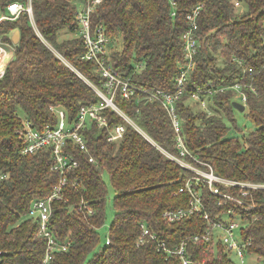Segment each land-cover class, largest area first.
<instances>
[{"label":"trees","instance_id":"16d2710c","mask_svg":"<svg viewBox=\"0 0 264 264\" xmlns=\"http://www.w3.org/2000/svg\"><path fill=\"white\" fill-rule=\"evenodd\" d=\"M12 1L18 0H0L2 14ZM32 6L35 24L26 11L0 21L5 41L12 42L10 31L20 30L14 57L0 78V174H4L0 178V264H40L47 241L39 235L29 208L33 200L47 196L59 179V171L51 169L50 149L21 152L23 124L29 120L39 128L56 126L58 109L71 122L82 105L102 100L91 83L104 90L105 77L94 61L84 58L86 47L76 35L73 0H32ZM197 6L196 67L177 102L180 133L216 173L264 183V0H104L92 22L106 26L110 64L116 71L141 88L173 89L176 75L187 63L183 38L190 25L187 14ZM235 81L245 84V109L254 122L242 137L230 134L228 125V120L237 123L234 110L239 109L233 105L235 91L230 87ZM209 84L226 86L211 97V111L192 97L193 91ZM144 95L137 91L126 97L118 92L115 102L157 144L129 123L118 144L109 142L96 124L83 129L96 162L70 142L68 149L79 159V166L68 175L78 179L79 187L69 185V202H55L50 221L56 237L70 243L57 250L49 264H182L178 254L161 251L154 242L138 245L141 223L171 248L185 240L186 254L200 264H239L216 232L210 240L201 237L208 226L203 214L164 222L165 209L188 205L189 195L178 189L191 171L159 147L177 153L179 133L161 100L138 99ZM105 111L112 122H125L111 107ZM104 171L116 191L115 214L107 232L110 243L100 234L107 214ZM202 192L212 219L226 220L228 205H217V196L208 187ZM253 197L259 205L249 211L247 227H240L251 238L246 254L264 257V188L254 189ZM82 199L95 210L87 217L72 210V204ZM195 234L200 235L197 240Z\"/></svg>","mask_w":264,"mask_h":264},{"label":"built area","instance_id":"2783aa9c","mask_svg":"<svg viewBox=\"0 0 264 264\" xmlns=\"http://www.w3.org/2000/svg\"><path fill=\"white\" fill-rule=\"evenodd\" d=\"M104 0H73L75 10V28L76 35L83 39L86 47L84 58L94 61L96 68L105 77L103 82L104 90L91 83L101 96L99 103L84 104L80 107L77 116L71 121L65 116L63 109H58L59 123L56 126L47 125L39 128L32 121H25L20 130L21 152L33 154L42 149H50L53 163L51 169L59 171V179L50 189L47 196L37 198L31 202L29 215L37 221L38 233L47 241V247L40 264H49L54 253L57 250H65L69 246V239L59 240L51 229V218L53 215V206L55 202H69L68 188L72 185L79 187L78 179H70L69 171L79 166V159L69 151L70 142L77 145L82 151L88 154L89 161L96 162L95 155L91 152V147L87 141V135L83 129L89 130L92 125L106 132L107 140L118 144L124 137L127 123L136 127L147 139L157 144L138 124L115 102L118 92L129 97L137 91L145 95L138 99L161 100L166 106L171 117L175 130L179 133L177 137V153H172L159 146L171 159L191 171V175L179 187L178 192H185L189 195L188 205L177 208H167L163 212V219L166 224H171L195 213L203 214L204 219L208 221V226L201 237L210 240L214 232L218 239L224 244L226 250L233 256L240 259L239 264H244V258L247 255V248L251 243V238L245 236L242 232L236 234V229L246 223L249 211L258 206L253 197L254 189L264 188V183L252 182L249 180H237L228 178L216 173L212 165L198 157L184 142L180 133L181 117L177 111V102L185 93V81L191 69L196 67L195 55L198 51L199 39L196 35L198 28L197 16L200 6L193 8L187 14L190 25L183 33L185 41V58L187 63L182 65L180 72L176 75V86L173 89L141 88L134 84L131 77H125L116 71L110 64L111 56L109 53L110 36L107 33L106 26L100 22L96 25L92 22L93 14L98 10ZM79 2L80 7L76 5ZM236 6H240L239 1H235ZM28 12L32 21L33 6L32 0L12 1L7 5L6 14L0 16L2 19H15L22 12ZM173 14L176 12L173 11ZM35 24V22H34ZM14 43L5 41L0 36V78L4 75L8 62L14 57ZM234 59L238 60L237 57ZM240 63V60H239ZM253 68L250 66L249 71ZM205 88H197L192 92V97L198 101L201 108L209 111L207 104L211 101L213 94L226 86L214 88L211 84ZM242 81H235L231 88L240 92V102L247 106V93ZM236 100V99H234ZM238 101V100H237ZM111 107L116 111L125 122H112L106 113V108ZM196 162V163H195ZM4 174H0V178ZM208 187L210 191L217 196V205H228L226 211V220L223 218L212 219L210 214L204 208L202 189ZM231 187L232 191L229 190ZM72 210L76 213H82L84 216L95 212L93 206L88 205L87 201L82 199L77 204H72ZM200 237L199 234L193 236L194 240ZM106 243H110L109 233L106 234ZM148 242H154L157 248L168 254H178L182 264H200V261H193L185 251L186 241L182 240L174 248L167 246L158 233L147 224L141 223V231L136 238L138 245ZM204 262V260L202 261Z\"/></svg>","mask_w":264,"mask_h":264},{"label":"rangeland","instance_id":"374dc122","mask_svg":"<svg viewBox=\"0 0 264 264\" xmlns=\"http://www.w3.org/2000/svg\"><path fill=\"white\" fill-rule=\"evenodd\" d=\"M76 5L78 7L81 6V4L79 2H77ZM0 14L2 15L1 9H0ZM17 30H19V29L15 28L13 30V34H10V36L12 35L11 39ZM19 32H20V30H19ZM64 36H70V34L68 33V35L65 34ZM19 40H20V34H19V39L17 40V43ZM236 92L237 93L234 94L233 99L240 101V92L238 90H236ZM207 107L210 111L214 109V107L210 104V102H209V104H207ZM234 116L237 119L236 124H234L228 120V125L230 127V131H229L230 134L236 135L238 137H242L243 134L248 133L251 129L254 128V122L249 117L248 111L246 109L244 111L234 110ZM103 180H104L106 187H107V192H106L107 214H106L105 222H104L103 226L100 228V234H101L102 238L106 236L108 229H109V226L111 224V221L114 218V214H115L114 201H115V197H116L115 187L112 184L110 176H109L107 171H104V173H103ZM244 227H247L246 223H244ZM240 231H241V227H238L236 229V234L237 235L240 234ZM233 257L237 263H240V259H238L236 256H233ZM244 264H264V257L260 256L258 254H255V253L247 254L244 258Z\"/></svg>","mask_w":264,"mask_h":264},{"label":"water","instance_id":"95a60500","mask_svg":"<svg viewBox=\"0 0 264 264\" xmlns=\"http://www.w3.org/2000/svg\"><path fill=\"white\" fill-rule=\"evenodd\" d=\"M19 34H20L19 30H17L14 36L12 37L14 43H17V40L19 39ZM233 105L241 111L245 110L246 107L243 103L237 100H233Z\"/></svg>","mask_w":264,"mask_h":264},{"label":"crops","instance_id":"0c3cea01","mask_svg":"<svg viewBox=\"0 0 264 264\" xmlns=\"http://www.w3.org/2000/svg\"><path fill=\"white\" fill-rule=\"evenodd\" d=\"M1 15V14H0ZM9 34H13V30L12 31H10V33ZM12 36V35H11ZM247 134V133H246Z\"/></svg>","mask_w":264,"mask_h":264}]
</instances>
